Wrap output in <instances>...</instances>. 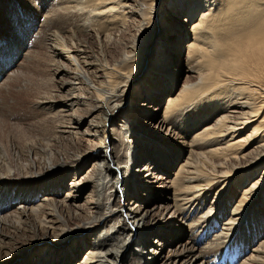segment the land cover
<instances>
[{
    "label": "bare ground",
    "instance_id": "1",
    "mask_svg": "<svg viewBox=\"0 0 264 264\" xmlns=\"http://www.w3.org/2000/svg\"><path fill=\"white\" fill-rule=\"evenodd\" d=\"M39 1L20 38L0 13L51 71L0 60V264H264V0Z\"/></svg>",
    "mask_w": 264,
    "mask_h": 264
},
{
    "label": "rangeland",
    "instance_id": "2",
    "mask_svg": "<svg viewBox=\"0 0 264 264\" xmlns=\"http://www.w3.org/2000/svg\"><path fill=\"white\" fill-rule=\"evenodd\" d=\"M164 2H166V3H168V1L170 2V0H163ZM40 5H41V2L38 0V1H34V0H31V2L30 1H28V0H0V13H3L4 15H2L1 14V16L5 19V21H7V19H6V16L8 15L7 13H9V15H10V17H9V19L11 20V23H13V22H15V24H17V25H15V27H14V38L16 39V37L17 38H20L24 33H25V28H26V26H27V28L29 29L30 27H32V28H34V22L32 21L33 20V14H34V12L35 11H38V10H40L41 8H40ZM19 8V9H18ZM38 8V9H37ZM16 9V10H15ZM20 11V12H22L23 11V13H25V16L23 17V20H22V22H24L25 21V23L26 24H19V20L17 19V20H15L16 18H13V14L14 13H18V12H16V11ZM167 10H169V11H164V12H162V14H161V17H159V18H163L164 16H169L168 15V12L170 13V12H172V10H170V9H167ZM182 17V15L180 14V18ZM17 21V22H16ZM180 21H179V19H178V22L177 23H179ZM36 25V24H35ZM133 24H131L130 23V26H131V28H130V31L128 30V35H126L125 36V38H130V40L132 39V37H131V33H132V30H134V28L135 27H133L132 26ZM188 28V27H187ZM189 29V28H188ZM159 34V31H158V29H157V32H156V36ZM189 39H188V41L189 40H192V39H190V37H191V30L189 31ZM14 38L11 40V43H10V45H9V51H5V49L7 48V46L6 45H4L3 43L5 42V41H3V40H0V60L2 59V57H3V55H4V52L6 53L5 54V58L9 61V62H11L12 63V65H11V69H12V71H17L18 72V74L20 75V76H18V75H16V77L19 79L20 77H22V78H20V79H23V80H26V81H28V82H30V84L32 85V86H37V84L38 83H40V82H43V81H48V79L50 78V75H51V71L49 70V60H48V57H47V55L42 51V50H40L39 49V46H41L42 45V42H41V40L37 37V43L36 42H34V41H32V40H29L30 38H28L27 39V41H26V44H23V46L22 47H20V46H18V47H20V48H18V47H16V44H15V40H14ZM24 38V37H23ZM163 39H166V38H163ZM92 41H93V43H95L96 44V40L93 38L92 39ZM186 42V41H185ZM187 43V42H186ZM186 43H184L183 45H182V43L180 44L181 45V47H183V51H182V58H183V66L185 67V62H184V58H185V54H186V52H185V44ZM38 44H40L39 46H37ZM123 44V43H122ZM5 46H6V48H5ZM37 46V47H36ZM108 48H109V50H111V52H112V56H113V59L115 58H118L121 54H122V48H121V45L120 44H116V47H114L113 45H110V46H108ZM151 49V52H149V56H150V54H152L151 56L153 57V58H155V50H156V46H154L153 45V49H152V47L150 48ZM28 51L30 52V58H29V60H27L28 58H26V57H24L25 55H26V53H28ZM42 52V53H41ZM25 53V54H24ZM40 53V54H39ZM40 55V56H39ZM42 55H46L45 56V58H44V56H42ZM41 57H43V59H41ZM47 57V58H46ZM25 58V59H24ZM36 59V60H35ZM39 59V60H38ZM24 60V61H23ZM45 62H44V61ZM22 63H21V62ZM28 61V62H27ZM31 61V62H30ZM32 61H34V62H32ZM36 61H37V63H36ZM40 61H42V62H40ZM48 61V62H47ZM25 64H24V63ZM44 62V63H43ZM48 64H47V63ZM21 63V64H20ZM34 63H36V64H34ZM41 64V65H39V64ZM33 64V65H32ZM43 64V65H42ZM20 65V66H19ZM21 65H23V66H21ZM25 65V66H24ZM30 65V66H29ZM34 65H37V66H35L34 67ZM29 66V67H28ZM47 66L49 67V68H47ZM64 66V68H66V66H65V64L63 65ZM16 67V68H15ZM33 67V68H32ZM44 67H46V68H44ZM15 68V69H14ZM20 68V69H19ZM39 68V69H38ZM23 69V70H22ZM32 69V70H31ZM34 69H38V70H35L34 71ZM41 69V70H40ZM21 71V72H20ZM37 71V72H36ZM38 71H39V73H38ZM48 72V74H47V72L46 73H42V72ZM17 72L15 73V74H17ZM26 72V73H25ZM29 72H30V74H29ZM41 72V73H40ZM23 73H25V74H23ZM23 74V75H22ZM35 74V75H34ZM39 75V76H37V75ZM41 74H42V76H41ZM44 74V75H43ZM27 76V77H26ZM47 76H49V78H47ZM35 77V78H34ZM37 77V78H36ZM42 77V78H41ZM16 78V79H17ZM32 78H34V79H32ZM57 78H59V77H57ZM38 79V80H37ZM30 80V81H29ZM198 81V80H197ZM195 83H197V82H195ZM182 82L180 83H178L177 85H175V86H177V87H175L174 88V92L177 90V88L178 89H180L181 87H182ZM176 89V90H175ZM164 98V99H163ZM166 101H167V99H166V95H163L162 96V99L160 100V104L161 105H159L158 107H157V110L155 111L157 114H158V116H159V118L161 119L162 118V114H163V109H164V105L166 104ZM19 110L17 109V108H15L14 109V112L15 113H17V114H14V115H18V116H20V111L18 112ZM143 111L145 112V113H149V114H151V112L153 111V107H152V109L151 110H149V108L145 105V109H143ZM141 119V118H140ZM142 120V119H141ZM141 120H139L137 123L140 125V122H141ZM141 124H143V120H142V122H141ZM253 126H255V124H253L250 128H248V130H247V132L245 133L246 135L248 134V132H250L251 130V128L253 127ZM112 126L110 125V126H107V128H106V131L108 130L109 132H110V130H112V134H111V137L108 139V141H109V144H111V142L114 140L115 142V146H116V148H119V144H120V141L122 140V136L120 135V132L118 131V128H117V126H114L113 128H111ZM84 130L85 129H82V131L81 132H84ZM244 136V135H243ZM86 139V140H85ZM81 141L82 142H85V143H88V142H86L87 141V137H82L81 138ZM124 141H126V139H124ZM180 157V161L178 160L177 161V163L175 164V167H173L172 169H171V171H170V173L168 174V175H166V176H164V181H170V180H172L173 179V177H174V173H176L177 172V170H178V168L184 163V161L186 160V158H187V154H184V155H182V156H179ZM179 162V163H178ZM258 169H257V174H258V170H260V172H261V170H263L264 169V162L259 166V167H257ZM85 171V170H84ZM83 171V172H84ZM263 172V171H262ZM70 179H71V177H69V180H68V183L70 182ZM166 179V180H165ZM162 183H163V181H161ZM166 185H168V183L166 184ZM162 186V185H161ZM66 190H63L62 191V193H61V196H63V195H65V192ZM173 190L171 189V190H169L167 193H166V196H165V198H161V207H169V209H170V207H172V205H173ZM167 201V202H166ZM125 209H128L129 208V206L128 205H126L125 207H124ZM163 211V209L161 208V209H159V210H154L153 211V215L154 216H157V214L160 212V211ZM220 224H222V223H220ZM222 226L220 225V228H221ZM217 232H218V230H217ZM200 234V233H199ZM199 234L197 235V237H199ZM185 236L186 237H184V238H182V244L184 245L187 241H188V236H189V233H185ZM165 248H166V250L165 251H161V252H158V254L157 255H155V257L154 258H152V260H155L156 258H158V257H160L159 256V254L160 253H162L163 254V256H164V258L169 254V251L170 250H172L173 251V249L174 248H170L169 246H165ZM87 249V248H86ZM85 249V250H86ZM84 250V251H85ZM84 251L83 252H81L80 253V255L78 256V258H76V260H74L71 264H73L74 262H76V263H78V262H81V261H83V259H84V254L87 252H85L84 253ZM152 253H145L144 254V258H145V260L147 261V262H149V260H150V258H151V255ZM250 253H247V254H245L243 257H241L240 255H238V259H237V262H239L242 258H244V257H246L247 255H249ZM151 260V261H152Z\"/></svg>",
    "mask_w": 264,
    "mask_h": 264
},
{
    "label": "snow or ice",
    "instance_id": "3",
    "mask_svg": "<svg viewBox=\"0 0 264 264\" xmlns=\"http://www.w3.org/2000/svg\"><path fill=\"white\" fill-rule=\"evenodd\" d=\"M261 35L264 36V33H262ZM252 38L255 39V38H259V37H252Z\"/></svg>",
    "mask_w": 264,
    "mask_h": 264
}]
</instances>
